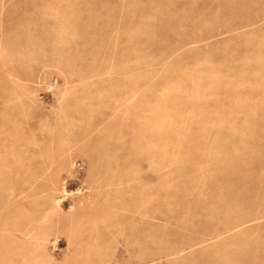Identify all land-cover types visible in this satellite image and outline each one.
<instances>
[{
  "label": "rangeland",
  "instance_id": "374dc122",
  "mask_svg": "<svg viewBox=\"0 0 264 264\" xmlns=\"http://www.w3.org/2000/svg\"><path fill=\"white\" fill-rule=\"evenodd\" d=\"M0 264H264V0H0Z\"/></svg>",
  "mask_w": 264,
  "mask_h": 264
}]
</instances>
